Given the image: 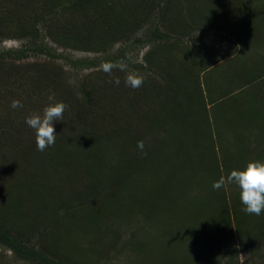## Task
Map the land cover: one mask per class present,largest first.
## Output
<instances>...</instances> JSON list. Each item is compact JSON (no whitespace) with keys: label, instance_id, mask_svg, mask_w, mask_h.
Wrapping results in <instances>:
<instances>
[{"label":"rangeland","instance_id":"obj_1","mask_svg":"<svg viewBox=\"0 0 264 264\" xmlns=\"http://www.w3.org/2000/svg\"><path fill=\"white\" fill-rule=\"evenodd\" d=\"M46 1L32 0L25 4L18 3L17 0H0V51L19 48L26 43L28 38L15 36L19 32L18 23L31 26L36 20L38 21L37 16L42 14L41 9ZM129 1L133 0H120V6L125 7ZM171 1H169L171 9L168 15L174 14L176 12L174 9H178L177 6L174 7L173 0ZM254 1L253 7L258 3V0ZM139 2L141 6L144 3L149 4L147 0ZM140 9L144 11L147 8ZM133 10L140 11L138 4ZM225 11L226 9L221 10V8L220 11H216L219 12L217 18ZM171 18L167 23L169 27H171ZM254 20L253 25L251 22L242 23L231 32L224 29H214L215 31L195 29L190 35L186 32L184 34L186 37L181 36V41L174 44L173 61L169 65L173 79L177 80L178 88L174 91V95L176 101L182 104L184 101L188 106L186 105L187 108L181 118L173 117V121L167 124L159 115L156 116L157 124H165L166 127L168 126L167 130L164 128L159 133L149 130L148 132L131 131L132 134L139 133V138L148 148L157 150L156 154L151 152V158L141 159V161L145 160L142 168L132 166L130 163L134 157L130 146H125L123 142L124 139L129 138L128 135H117L113 142L104 146L100 145L101 142L99 144L82 142L83 139L79 140L78 134L75 138L72 136L75 140L74 147L71 142L58 139L51 150L48 148L44 151L45 159L35 157L36 159L33 158L32 161L36 163H26L28 168L34 172L36 170L37 174L32 189L36 190L38 185L41 191L44 189L49 192L50 195L46 193L48 197L45 201L54 207L49 211L41 205L43 199L39 201L37 210L40 213L39 216L36 214L35 222L39 231L43 232V238L49 235L52 228L49 225L50 220L65 215L68 200V212L70 208L76 213L69 218L70 226L65 227L66 232L62 236L66 248H61L59 245H42L38 246L39 249L51 257L58 256L53 255L54 252L67 256L72 251L70 254L78 258L75 261L77 264H166L167 262V264H187L189 253H193L195 257L189 264L195 263V259L199 256L206 264L213 263L217 258L223 261L234 260L239 264H261L260 256L264 254V245L257 248L246 245L244 249L241 248L240 241L236 238L239 231L232 219L230 226L232 237L221 236L219 233L212 238L207 237L201 224L206 214L210 215L211 209L219 210L221 207H227L230 208L231 215L234 201L230 193L240 192L235 184L224 186L223 190L227 197L224 203L222 188L219 191L212 188L213 183L219 179V174L226 177V173L230 174L234 169H243L251 160H264V19L259 18L258 15ZM35 27L40 29V36L45 38L56 58L40 53L27 57L22 62L45 63L49 64L48 66L54 65L64 69L74 98H68L55 91L50 95L69 105L63 116V120H67L68 123L74 121L91 126L93 122L95 124L104 122V114L109 116V106L105 110L100 107L93 113L80 114L81 105L84 103L80 80L102 70L100 68L102 62H105L106 58L109 59L110 55L119 57V51L124 47L129 51L128 56L118 61L125 62L127 71L143 74L145 78L143 86L149 77L154 78L155 83H164L160 79L162 78L160 74L148 68L150 63L145 55L152 46L148 43L138 44L134 48L130 44L132 40H118L114 41L105 52L85 51L57 44L47 35L48 32L46 27H43L42 21H39ZM146 29L143 27L136 35L143 37ZM164 29L170 32V29L166 27ZM167 50H170V47H167ZM72 59H87L88 62L94 63L75 67L70 62ZM243 66H247L248 70L254 68V73L257 74L255 83L249 88L238 85L243 81L244 75H248V70L244 74ZM240 67L242 69L239 70ZM23 70L28 75L31 74L27 69L23 68ZM8 74L3 72L0 81V122L8 115L20 124L22 130L25 128L30 132L34 131L25 123V118L35 112L42 113L43 108L49 103L50 95L46 96L44 92L41 96H37L31 88L27 89L30 85L28 78L16 81ZM112 75L124 80L126 73L116 68L113 69ZM199 75L201 82L203 79L207 82L203 88L210 85V93H214L215 98L230 86H240L229 97L217 99L215 103L210 101L208 103L210 98L207 100V96H204L209 120L206 124L202 116L199 119H192V115L188 113L193 109L203 111L198 104L203 100V96L198 94V100L190 101L189 95H194L191 93L193 88L189 91L185 90L195 80L197 82ZM207 78L209 79L206 81ZM98 81L99 84L103 82L101 77ZM194 84L195 82L191 87ZM123 86L115 85L111 92L102 89L103 86L96 87L94 97L98 101L106 102L105 105H112V98L116 99L117 96L121 98L124 96L125 103V97L134 98L132 96L134 90L135 93H143L146 97L137 100L133 109L128 110L129 123L133 124L132 127L140 124V117L144 111L153 110L155 113L161 111L159 109L161 99L154 95L152 91L154 87L148 89L149 93L142 87L133 89L125 83ZM105 91L109 95L103 96L102 93ZM13 99L20 100L23 107L11 108ZM173 104L171 101L170 105ZM96 113V116H92ZM7 123L11 125V120L9 119ZM77 132L79 133V128ZM133 152L135 153L134 149ZM0 175L3 176L0 178V186L5 187L13 183L16 178L12 172H0ZM23 180L28 181L26 185L33 181L30 176L24 177ZM231 189H234V192L230 191ZM61 196L68 200H63ZM147 200L153 202L151 207H149L151 202ZM34 204L37 206L38 202L34 201ZM162 204L166 205V209L162 208ZM81 205L84 206L80 210ZM180 206L188 208L187 211L192 213L191 219L196 221V225L194 222L190 223L191 233L188 232L185 237L180 236V233L185 234L182 231L184 229L178 228L180 217L177 214L182 212ZM32 208L27 205L25 210V213H29L30 219H32ZM0 211L9 214L3 216L0 212V223H3L4 227L7 226L15 232H22L25 229L26 221L18 219L15 213H8L5 207ZM67 216L66 214L64 217ZM184 217L186 219L185 215ZM219 218V223L223 224L224 218L221 213ZM214 230L216 231V228ZM192 232L197 235L194 236ZM220 237L221 244H218L217 240ZM150 239L152 258L157 257L155 262L149 260L146 252L139 253L135 247V243ZM227 245L235 246L240 253L236 254L237 252L233 250L229 255L225 250ZM219 247L224 249L217 250ZM68 250L69 253H66ZM0 264L36 263L18 258L7 246L0 245Z\"/></svg>","mask_w":264,"mask_h":264},{"label":"trees","instance_id":"obj_2","mask_svg":"<svg viewBox=\"0 0 264 264\" xmlns=\"http://www.w3.org/2000/svg\"><path fill=\"white\" fill-rule=\"evenodd\" d=\"M31 1L32 0H17L18 3L24 2L25 4ZM135 1L137 3H135ZM139 1L140 0L129 1V4L123 7L120 6V0H47L42 6V14L37 16L39 19L38 21L34 19V21H36L31 26H27L26 23H18L19 32L16 33L17 35L15 36L28 38L26 43L19 48H10L0 51V81L3 78V72H8V75L15 78L16 81L28 78L30 85H28L29 88H27V86L25 88H31L33 93L37 96H41L44 92H46V96H49L51 92L55 91L68 98H74L70 83L68 82L67 77H65L64 69L54 65L48 66L49 64L45 63L35 62L24 64L22 62L25 58L40 53H44L50 58H56V54L52 51V48L47 42H45V38L40 36V29L35 27L39 21H42L43 27H46L48 32L47 35L53 39V41L59 45L72 47L74 49L105 52L113 45L114 41L118 40H132L130 44L134 48L141 43L142 45H145L146 43L152 45L145 55L147 61L150 63L148 68H151L155 73L160 74L162 77L160 79H162L164 83H155L153 81L155 79L149 77L147 83L142 86V88L149 92L148 89L154 87L152 90L155 93L154 95L161 99V104L159 106L161 111L156 113L153 112L152 109V111H144V114L140 117V124L132 127L133 124L130 125L129 123L130 119L128 116V110L133 109L132 107L137 100H141V98L146 96L143 93H135L134 90L132 93L134 98L125 97V103L123 100L124 96H122V98L117 96L116 99L112 98V105H105L106 102L98 101L94 97L95 89L96 87L103 86L101 87L102 89H108V91L111 92L113 91L115 84L109 83L108 81L110 78L108 77V74L103 70H99L80 80L84 103L81 105L79 112L80 114L93 113L97 108L99 109L101 107L105 110V108L109 106V116L104 114L105 121L99 124L93 122L91 123V126H88L85 123L81 124L76 122L80 127L74 121L68 123L67 120H63L55 123L57 133L56 141H58V139L67 140L71 142L73 147L75 145L74 138L78 135V137H80L79 140L83 139L82 142H88L91 144H99L101 142L100 145L102 146L107 143L109 144V142H113L114 137H117V135H128L129 138L124 139L123 142L125 146H130L131 148L134 159L130 163L132 166L142 168L145 160L141 161V159L147 160V158H151V152L156 154L157 150H152L145 145L147 155H142L137 147V142L142 139L139 138V133L132 134L131 131L143 130L141 132H148L149 130L150 132L156 131L155 133H159L164 128L167 130L168 126L166 127L165 124H167V122H172L173 117H182L183 111H185V108L188 106L184 101V105L182 102L176 101V96L174 95V91L178 88L177 80L173 79V74L169 67L173 61L172 50L175 47L174 44L181 41V36L186 37V35H184L186 32L190 35V32L195 29H208L209 31L211 29L213 31H215L214 29H224L231 32L237 25L242 23L251 22L253 25L255 23L254 19L258 15L259 18L264 19V0H258L255 7L252 6L254 0H173L174 7L177 6L179 12L178 9H174L176 12L174 14H169L172 18L168 15V11L171 9L169 7V4L172 2L171 0H147L149 1V4L147 5L144 3L142 6ZM249 1L251 2L249 3ZM254 2H256V0ZM136 4H138V8L141 12L133 10V7ZM184 4H186L185 7ZM142 7L147 9L142 11L140 9ZM220 8L221 10L226 9V11L221 13L223 14L222 16L220 14L217 18L219 12L216 11H220ZM207 9H211L212 11L207 12ZM252 9L255 11L253 12ZM170 18L171 27L167 24ZM143 27H146L147 31H145L143 37H138L136 33L143 29ZM164 27L170 29V32H167ZM167 47H170V50H167ZM128 53L129 51L124 47L119 51V57L116 55H110L109 59L106 58L105 61L115 62L119 59H126ZM157 53L158 55H156ZM70 62L75 67L78 65L88 66L89 64L94 63L93 61L88 62L87 59H72ZM23 68L30 71L31 74L28 75L25 73ZM242 68L244 69L245 74L248 68L247 66H243ZM242 68L240 67L239 70ZM244 76V83L241 81L240 84H237L242 87L248 86V88L253 86L257 78V74L254 73V68L251 67L250 70H248V75ZM100 77L103 82L99 84L98 79ZM208 79L209 78L205 80L207 81ZM198 80L197 82L196 80L194 81L195 84L192 87L191 85L194 82L185 90L189 91L193 88L191 93L194 95H189L190 101L198 100V94L203 96V100L198 103L200 107L203 108V111L193 109L191 110L192 112L188 111V113L192 115V119H199V117L202 116L206 124L209 120L205 108V103H207V101H205L204 96H207V100L210 98L208 103L209 101L210 103H215L217 99L220 100L229 97L230 94L237 91L240 86H230L225 91L220 92L218 95L219 97L215 98V94L212 92L210 93V85L206 87L204 86L203 88V85L207 82H204V79L201 82L200 75ZM120 81L121 83L119 86H123L124 80ZM94 82L97 84H94ZM102 95H109V93L105 91ZM148 98L147 102H149ZM171 101H173V105H170ZM84 107L85 109H83ZM96 115L97 113L92 114V116ZM157 115L165 121V124H157ZM9 119L11 120V125L7 123ZM76 120L79 119L76 118ZM78 128L79 133L77 132ZM81 128H83L82 132ZM208 128L209 126L207 129ZM72 136L74 137L73 139ZM151 147L153 148V146ZM49 149L51 150V147H49ZM133 149L135 150V153L133 152ZM209 150L211 153L213 152L210 148ZM128 152H130V150ZM35 157L45 159L44 151L41 152L37 150L35 132H30L25 128L22 130L20 124L7 115L5 120H1L0 122V172H12V174L16 175V178L15 181L13 179L14 182L11 184L9 183L7 187L0 186V210L2 207H5L8 213H15V216H17L18 219L23 220V222L26 221V227L22 232H15L13 229L11 230L7 226L4 227L3 223H0V245L7 246L18 258L32 261L36 264H74L78 258L70 254L72 251L70 253L69 250L66 251V253H69L67 256L60 255L59 252H54L53 255L58 256L51 257V255L38 248V246L41 247L42 245H59L61 248H66L63 245L62 236L66 232L65 227L70 226L69 218L71 215H76V213L70 208V212H68L69 200L67 198L68 203L67 209L64 212L65 215H60L59 217L50 220L49 225L52 226V228L50 229L49 235H47L45 239L43 238L44 234L42 231H39L35 222L36 214L39 216L40 213V211L37 210V207L40 204L39 201L43 199L41 205L47 208V210L54 207L45 201L49 192H46L44 189L41 191L38 185L36 190L32 189L36 181L34 178L36 170L35 172L34 170H30L26 163H36L32 161L33 158L36 159ZM225 175L227 176L229 174L226 173ZM29 176L33 181L31 184L26 185L28 181H24L23 179L24 177L29 178ZM221 176L222 174H219V178ZM0 178H3V176L0 175ZM230 191L234 192V189H231ZM239 193V191L236 193H230L234 201L232 202L233 207H231V215L230 208L227 207H221L219 210L211 209L210 215L207 213L206 217L202 219V228L207 237L210 238L216 233L221 234V236L232 237V231L230 230L232 219L239 231L236 238L240 241L241 248L244 249L246 245L257 248L264 245V213L260 216L246 214L242 210L243 205L240 201ZM221 195L222 199H224V203H226L227 197L225 196L224 190ZM61 198L67 201L64 196H61ZM34 201L38 202L37 206L34 204ZM147 201L151 202V205H149V207H151L153 202L150 200ZM27 205L33 207L32 219L28 217L29 213H25ZM63 205L65 206V203ZM82 206L84 205L79 206L80 210L82 209ZM180 207L182 208V212L177 214L178 217H180L178 228L184 229L182 231H184L185 234L180 233V236L185 237V235L190 232V223L193 224L194 222V225H196V221L191 219L192 213L191 211H187L188 208L184 206ZM162 208L166 209V205H163ZM0 212L3 213L1 214L3 216L4 214L9 215L5 211ZM220 213L224 218V222H222L223 224L219 223ZM66 214L68 216L64 217ZM184 215L186 216V219ZM29 220L31 221L29 222ZM30 225L31 227H29ZM214 228H216V231ZM192 233L194 236L197 235L195 232ZM221 239L222 238L220 237L219 240H217L218 244H221ZM135 244L136 251H139V253L146 252L149 260H154V262L157 261L156 256L152 258L153 251L150 246L151 239L149 241L142 240L140 243L137 242ZM223 249L224 247H219L217 250ZM225 250L229 255H231V251L233 250L237 252L236 254L240 253L239 249L235 248L233 245H227ZM189 254L190 255L186 259L187 264L195 258L193 253ZM260 257L262 260L261 264H264V254H261ZM195 261L196 262L193 264H206L205 261L201 260V256L196 258ZM210 264L239 263L234 260L223 261V259L217 258Z\"/></svg>","mask_w":264,"mask_h":264},{"label":"clouds","instance_id":"obj_3","mask_svg":"<svg viewBox=\"0 0 264 264\" xmlns=\"http://www.w3.org/2000/svg\"><path fill=\"white\" fill-rule=\"evenodd\" d=\"M100 68L109 75V83L119 86L121 83L118 76L113 77V69L119 68L126 73L124 83L126 86L138 89L143 86L144 76L137 71H127V66L121 61L102 62ZM49 103L41 112H35L25 118V123L35 131L36 146L38 151H45L56 143L55 123L63 121L64 112L69 105L62 101L56 100L54 95L48 97ZM11 108H22L23 104L18 99H13ZM137 147L141 154L146 156L145 142L140 140ZM235 184L240 189L239 198L243 205V211L249 215L260 216L264 213V160H251L243 169H234L229 175L221 176L216 180L212 188L219 191L222 187Z\"/></svg>","mask_w":264,"mask_h":264}]
</instances>
